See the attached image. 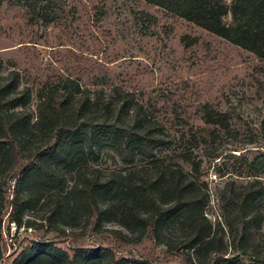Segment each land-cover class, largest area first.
<instances>
[{"label": "rangeland", "instance_id": "374dc122", "mask_svg": "<svg viewBox=\"0 0 264 264\" xmlns=\"http://www.w3.org/2000/svg\"><path fill=\"white\" fill-rule=\"evenodd\" d=\"M55 8L58 20L44 23L30 20L28 9L17 0L0 5V84L19 73L18 89L29 88L24 111L32 114V123L54 97L69 94L62 120L71 126L72 92L79 86L90 90L94 99L102 91L112 94L117 86L133 93L136 104L168 135L164 139L170 145L158 152L159 158L180 164L207 188L206 212L215 224L223 223L228 209L222 190L255 178L264 183V172L249 168L253 163L255 169H264V57L145 0H57ZM206 104L228 115V129L205 123ZM133 114V108L125 110L122 119L129 121ZM54 120L60 122L58 116ZM96 125L81 133L85 143L93 141L76 167L124 168L118 154L92 132ZM48 138L38 134L32 146ZM187 156L191 159L185 160ZM13 164L11 160L0 164V264H49L35 250L40 245L71 258L81 248L108 251L87 257L82 264H108L111 256L132 264L142 259L187 264L181 253H170L157 242L150 228L140 240L138 233L115 223L105 222V231L93 232L85 208L72 214V196L59 200L64 211L50 221L55 195L60 193L41 185L24 183L22 191L32 189L34 194L29 202L14 206L13 186L9 189ZM58 169L67 193L72 189V160L58 164ZM225 229L230 243L234 227ZM167 233L181 237L182 227ZM247 248L246 254L229 247L224 256L203 254L201 259L212 258L213 264H264V226L254 229Z\"/></svg>", "mask_w": 264, "mask_h": 264}, {"label": "trees", "instance_id": "16d2710c", "mask_svg": "<svg viewBox=\"0 0 264 264\" xmlns=\"http://www.w3.org/2000/svg\"><path fill=\"white\" fill-rule=\"evenodd\" d=\"M4 1L7 0H0V5ZM17 1L28 9L32 21L52 23L59 18L55 8L57 0ZM145 1L264 57V0ZM2 63L0 59V67ZM13 74L14 80L0 84V141L5 144L0 143V164L8 160L14 163L10 169L9 188L13 186L14 206L31 200L34 191L23 192L22 186L33 183L60 193L55 195L50 221L64 211L59 200L72 196V214L85 208L93 232L105 231V222L115 223L138 233L140 240L150 228L157 242L164 243L170 253H181L187 264H213L212 258L206 260V256H224L229 247L244 254L248 252L244 247L254 229L262 230L264 226V183L261 179L248 180L239 187L233 183L234 187L222 190L221 200L228 210L222 215L223 223L215 224L206 212L210 200L207 188L180 164L159 158L158 152L170 145V140L164 139L168 136L164 126L158 120L152 121L143 106L136 104L133 93L117 86L112 94L102 91L94 99L90 90L82 91L79 86L72 92L75 100L72 126L62 120L69 94L54 97L50 106L42 109L36 123H32V114L24 111L30 99L29 88L18 89L19 73ZM132 108V119L123 120L122 113ZM202 111L206 124L229 128L226 113L215 110L211 104L204 105ZM54 116H58L59 123H54ZM94 122L97 125L92 132L100 134L101 141L118 154L124 168L106 171L99 167H76L84 153L91 150L93 141L89 139L85 143L81 133ZM261 128L264 132V110ZM38 134L49 135V138L34 147L31 141ZM190 159L187 156L185 160ZM68 160H72V189L65 193V180L58 164ZM253 166V163L249 165L252 172H264ZM177 225L182 227L181 237L167 233V229ZM227 226L234 227L230 231V243L226 240ZM35 250L40 251V257L49 264H82L87 257L108 252L102 248H81L71 258L64 251L49 249V245H40ZM203 254L206 256L201 259ZM108 264L132 263L111 256ZM134 264L153 263L142 259Z\"/></svg>", "mask_w": 264, "mask_h": 264}]
</instances>
